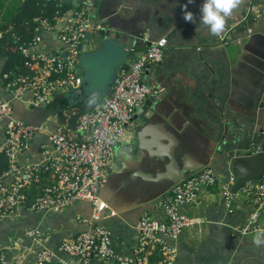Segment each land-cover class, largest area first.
<instances>
[{
	"label": "crops",
	"instance_id": "crops-1",
	"mask_svg": "<svg viewBox=\"0 0 264 264\" xmlns=\"http://www.w3.org/2000/svg\"><path fill=\"white\" fill-rule=\"evenodd\" d=\"M3 1L0 3L4 10ZM12 1L8 0V7ZM15 1L10 11L4 10L9 18L0 22V28L12 19L16 9L19 10L22 1ZM202 2L123 0L111 16L123 27L142 32L144 41L151 45L166 40L162 60L149 69L144 78L161 98L160 111L164 117L153 119V112L142 103L135 109L133 118L137 117L143 123L139 125L133 118L128 123L126 137L114 149L112 164L107 167L106 179L100 188V198L112 212L102 221V226L112 232L116 253L130 256L136 246L135 226L140 217L147 213L165 219L163 212L155 207L156 202H149L162 182L154 177L157 167L153 162L159 157L169 163L172 159L168 171L170 177L182 169L208 164L218 167L219 179L215 186L202 189L196 202L182 208V213L192 220V226L173 242L177 250L176 264H264V244L257 246L252 242L257 230L241 232L255 210L245 193L250 182H246L244 188H236L234 193L236 178L219 170L218 160L219 150L238 151L240 148L244 152L251 149L256 130L264 129L260 112L253 113L248 109L257 98L262 96L263 100L264 97V73L256 66L264 48V0H259L261 12L252 20L245 19L247 2L240 0L219 36L210 34L199 24ZM181 5H186L184 10L193 13L196 24L184 21ZM65 47L50 32L43 35L34 51L55 57L64 53ZM115 51L96 50L93 45L92 52L84 56L83 62L92 75L101 80L103 74L119 66V60L126 54L124 46L119 44ZM14 116L33 125H39L43 120L41 110L27 104L15 105ZM140 126H147L142 139V147L147 153L144 156L154 158L145 164L129 165L126 162L128 155L121 153L120 147ZM4 139V126L0 121V144ZM263 140L257 137L261 146L255 147L254 155L264 153ZM177 149L179 155H176ZM17 161L21 166L38 163L41 150L35 152L31 146ZM259 166L262 164L256 162L252 169ZM226 191L231 195L230 207L224 199ZM13 214L0 227V247L6 251L12 246L26 250L31 241L23 237L24 231L38 227L46 237V248L56 255V260L73 261L60 252L61 243L81 231L74 218L77 215L90 217L92 207L81 202L63 214L40 216L23 209ZM260 229H264V208L258 220ZM7 254L14 255V252L7 251ZM91 264L101 263L94 258Z\"/></svg>",
	"mask_w": 264,
	"mask_h": 264
},
{
	"label": "built area",
	"instance_id": "built-area-1",
	"mask_svg": "<svg viewBox=\"0 0 264 264\" xmlns=\"http://www.w3.org/2000/svg\"><path fill=\"white\" fill-rule=\"evenodd\" d=\"M246 2L245 19L252 20L260 14L261 6L259 0ZM92 8V0H85L76 10L63 15L56 12L51 19H36L38 27L30 48H21L28 58V73H2L0 121L5 139L0 144V153L9 161V168L0 176V227L19 209L45 216L63 214L85 202L91 205L92 214L90 217L75 216L74 222L81 231L61 243L60 252L73 261L56 260V255L45 246L46 237L38 227H32L23 234L31 241L26 250L12 246L7 250L14 252L10 255L0 247V264H91L94 258L101 264H176L177 250L173 242L192 226V220L182 213V208L196 202L202 189L216 184L214 170L205 168L175 185L155 203L165 219L143 214L135 226L136 246L130 256L116 253L112 232L102 226V221L112 212L101 200L100 188L105 182L107 167L112 164L114 149L126 137L127 125L135 109L153 93L143 75L149 71L150 64L162 60L166 40L151 45L143 57L130 65L103 104L91 112L81 113L78 107L67 112V118L77 115L80 138L67 124H58L55 116L45 117L39 125L14 116L17 104H27L34 109L50 106L57 90H76L81 86L82 77L74 68V61L80 54L76 45L91 28ZM50 32L66 45L65 52L71 56L49 57L35 53L34 48L43 35ZM37 133L47 135L51 144H41L40 162L19 165V155L29 150ZM33 188L40 192L35 194ZM228 192L224 199L230 207ZM245 193L255 210L241 230L243 234L258 230L260 212L264 208V177L254 188L247 187Z\"/></svg>",
	"mask_w": 264,
	"mask_h": 264
},
{
	"label": "water",
	"instance_id": "water-1",
	"mask_svg": "<svg viewBox=\"0 0 264 264\" xmlns=\"http://www.w3.org/2000/svg\"><path fill=\"white\" fill-rule=\"evenodd\" d=\"M51 1H60L61 4L70 5L71 10H76L85 0ZM122 2L123 0H92L91 28L85 33L81 42L76 45V49L80 54L74 61L75 73L82 77V84L76 90H57L52 95L53 103L50 106L43 105L39 108L42 112L43 119H45V117L48 118L50 116H55L58 124H67L79 138L81 135L80 132L77 131V115L67 118V112L74 107H78L81 113L91 112L94 108L103 104L105 100L112 95L118 78L126 73L129 70L130 65L138 58L143 57L146 50L151 47L150 42L144 41L142 32L127 29L117 23L116 19L114 20V18H111ZM118 44L124 46L126 51L124 57L119 60V66L110 69L107 74H103L101 80H99L100 78L94 77L92 75L93 72L89 70L83 62L84 56L92 52L93 45H95L96 50L114 53L116 52L115 50ZM137 50L141 51L135 52ZM68 56H71L69 52H64L60 55L62 58H67ZM260 58L261 60L256 63V66L262 69V73H264V48L260 53ZM5 63V59L0 61V81H2V73ZM154 66L155 64H150L148 68L151 69ZM146 75H148V71L144 73L143 80ZM262 77L264 78L263 74ZM155 91L156 90H154L152 95L142 103L144 105L143 107H147L153 112L152 116H154H151L153 119L161 116V98L158 97ZM56 96H60L61 98L56 99ZM161 117L163 118L164 116ZM133 121H136L139 125L143 123L137 117L133 118ZM142 121L146 120L142 118ZM146 132L147 126L138 127L130 140L121 145L120 152L128 155L126 162H128L129 165L145 164L150 158H154L144 156L147 153L142 147V139ZM257 137H260V140L264 139V129L256 130L252 139L251 149L247 151L241 152L240 148L238 151L232 149L226 152L218 151V154L220 155L218 160L221 166V169L219 170H225L227 175H233L236 178V186L233 188L234 193L236 188L238 190L244 188L246 182H250V187L254 188L264 176V153L260 152L255 153L257 155H254L255 147L257 148L261 146L257 142ZM42 143L51 144L47 135L37 133L32 144V148L35 152H39ZM176 155H179L178 149ZM158 159L157 162H153L157 167L154 177H156V180H162V182L159 183L156 193L149 202H156L160 197L169 193L175 185L191 175L199 173L205 168H212L216 179H219L218 167L213 168L208 166V164L195 169H182L178 174L170 177L168 171L173 160L171 159V162L169 163L167 160L164 161L160 157ZM256 162L261 163L262 167L259 166L257 169H252V165Z\"/></svg>",
	"mask_w": 264,
	"mask_h": 264
},
{
	"label": "trees",
	"instance_id": "trees-1",
	"mask_svg": "<svg viewBox=\"0 0 264 264\" xmlns=\"http://www.w3.org/2000/svg\"><path fill=\"white\" fill-rule=\"evenodd\" d=\"M70 11L71 6L61 4L60 1L24 0L12 19L0 28L2 31L0 34V61L2 59L6 61L3 74L24 75L28 73L29 70L26 66L28 58L22 54L21 48H30L38 27L36 19H51L56 12L63 15ZM7 84L8 80L5 82V85ZM8 168L9 161L3 153H0V176ZM33 190L36 191L35 194L40 192L34 188Z\"/></svg>",
	"mask_w": 264,
	"mask_h": 264
},
{
	"label": "clouds",
	"instance_id": "clouds-1",
	"mask_svg": "<svg viewBox=\"0 0 264 264\" xmlns=\"http://www.w3.org/2000/svg\"><path fill=\"white\" fill-rule=\"evenodd\" d=\"M191 3L193 0H188V4ZM239 3L240 0H203L199 7V24L205 26L210 34L219 36L225 28L226 19ZM185 8L186 5H181L184 21L196 24L193 13L185 11ZM252 242L257 246L264 244V229L256 231Z\"/></svg>",
	"mask_w": 264,
	"mask_h": 264
},
{
	"label": "flooded vegetation",
	"instance_id": "flooded-vegetation-1",
	"mask_svg": "<svg viewBox=\"0 0 264 264\" xmlns=\"http://www.w3.org/2000/svg\"><path fill=\"white\" fill-rule=\"evenodd\" d=\"M244 93V91L242 92ZM243 99H244V94H243ZM243 102V107H244V101ZM248 109L251 111L256 112V111H259L260 112V116L262 118H264V97H263V100H262V96H260L259 98H257L254 102L253 105H249L248 106ZM260 128V126H258Z\"/></svg>",
	"mask_w": 264,
	"mask_h": 264
},
{
	"label": "rangeland",
	"instance_id": "rangeland-1",
	"mask_svg": "<svg viewBox=\"0 0 264 264\" xmlns=\"http://www.w3.org/2000/svg\"><path fill=\"white\" fill-rule=\"evenodd\" d=\"M17 1H20V0H17ZM15 0H14V2L12 1L11 2V4H10V6L8 7V0H4L3 1V4L5 5V7H6V9H4V10H8V11H10L13 7H14V4H15ZM1 4V3H0ZM4 10H3V7L1 6V10H0V13H2V15L0 16V22H3V21H5L7 18H9V16L7 15V14H5V12H4ZM18 10L16 9L14 12H13V14H15L16 12H17ZM12 14V15H13ZM1 30V29H0Z\"/></svg>",
	"mask_w": 264,
	"mask_h": 264
}]
</instances>
